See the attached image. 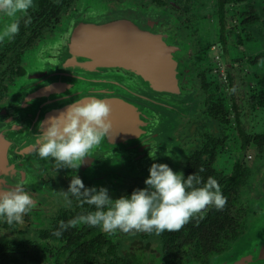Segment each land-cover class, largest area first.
<instances>
[{
    "label": "flooded vegetation",
    "instance_id": "af4514ba",
    "mask_svg": "<svg viewBox=\"0 0 264 264\" xmlns=\"http://www.w3.org/2000/svg\"><path fill=\"white\" fill-rule=\"evenodd\" d=\"M84 1L33 0L27 16L0 17L3 27L19 22V32L0 41V108L26 76L24 59L54 39ZM93 1L107 11L154 7L171 17L183 43L178 70L186 99L175 119V146L163 158L168 166L176 163L174 172L185 178L203 168L199 174L219 182L226 204L219 210L206 207L179 230L159 235L135 230L109 234L84 224L61 230V221L67 224L94 210L74 198L71 205L65 203L61 191L68 190L73 175L86 188H106L114 200L146 187L148 176L128 170L139 155L142 165L150 162L144 143L149 123L145 126L142 118V140L134 141L126 133L129 115L116 118L112 130H120L94 147L91 160L101 173L98 180L80 167L56 169L53 161L37 156L35 147L29 155L17 154L34 145L30 135V142L16 143L10 161L35 175L32 186H23L37 206L21 224L0 219V264H264V0ZM202 21L208 31L199 27ZM237 69L243 72L242 91L247 89L238 99L232 77ZM56 231L62 234L56 236ZM248 235L255 237L245 243Z\"/></svg>",
    "mask_w": 264,
    "mask_h": 264
},
{
    "label": "water",
    "instance_id": "95a60500",
    "mask_svg": "<svg viewBox=\"0 0 264 264\" xmlns=\"http://www.w3.org/2000/svg\"><path fill=\"white\" fill-rule=\"evenodd\" d=\"M102 9L94 2L80 3L57 36L24 59L28 72L17 88L14 87L11 101L0 108V188L16 183L25 185L26 180L32 179L29 171L18 170L10 161L16 143L27 142L32 135L35 144L41 122L89 96L110 104L112 126L116 118L129 115L128 139L142 140V118L145 126L148 121L145 146L150 148L149 152L151 148L159 149L153 163L171 156L169 151L175 146V118L186 99L179 88L178 70L183 43L173 28V21L158 9L134 7L127 12ZM27 61L34 63L29 66ZM119 130L120 127L111 129L106 138L109 140L112 132ZM24 133L26 137L22 138ZM33 148L28 145L17 154L29 155ZM89 155L80 168L92 180H98L101 173L95 171L91 160L94 149ZM139 160H134L128 172L149 176L152 164L145 167ZM38 162L40 165L41 161Z\"/></svg>",
    "mask_w": 264,
    "mask_h": 264
},
{
    "label": "clouds",
    "instance_id": "9594fccd",
    "mask_svg": "<svg viewBox=\"0 0 264 264\" xmlns=\"http://www.w3.org/2000/svg\"><path fill=\"white\" fill-rule=\"evenodd\" d=\"M33 0H0V17L13 18L17 14L27 16ZM30 23V18L25 24ZM19 32V22L7 23L0 29V41L10 39ZM110 104L95 97H86L70 104L58 116L50 117L39 125L33 147L40 159L51 160L56 169L77 170L95 146L106 139L112 129L109 119ZM158 123V117L156 119ZM158 148H151L149 158L157 159ZM185 178L182 172H174L167 164L153 163L143 189L134 190L130 196L112 199L106 188H86L78 175H73L68 190L61 191L65 203L71 205L74 198L81 206L87 204L93 211L80 215L60 229L84 224L99 227L115 234L140 231L161 234L165 230H179L190 218L206 207L219 210L226 204L219 182L214 177L205 181L199 173ZM37 206L25 191L22 183L0 188V219L7 224H21L23 217ZM60 236L62 231L53 233Z\"/></svg>",
    "mask_w": 264,
    "mask_h": 264
},
{
    "label": "rangeland",
    "instance_id": "374dc122",
    "mask_svg": "<svg viewBox=\"0 0 264 264\" xmlns=\"http://www.w3.org/2000/svg\"><path fill=\"white\" fill-rule=\"evenodd\" d=\"M87 1H90V2H94L93 0H86V1H84V2H87ZM197 1H200V2H202V4H207V2H209L210 0H197ZM82 3V2H81ZM95 3V6H98L99 8H103L102 10L103 11H105V9L106 8H104L103 6H102V4H100V3H98V2H94ZM135 7V6H134ZM133 7V8H134ZM136 8V7H135ZM137 9H140V8H137ZM152 9H155V10H157V8H154V7H150L149 9H140V10H152ZM133 10V9H132ZM159 10V9H158ZM160 11H162V10H160ZM233 22V23H232ZM231 23L234 25V20L232 21ZM199 27L202 29V30H205V31H208L209 30V28H207L206 27V25L204 24V22L202 21L200 24H199ZM174 28V27H173ZM175 30V29H174ZM176 32V31H175ZM179 37V36H178ZM36 50V49H35ZM195 50H197V47H195ZM32 52H34V51H32ZM31 52V53H32ZM29 55V54H28ZM27 63L29 64V66L30 65H32V63H34V62H32V61H27ZM25 64L26 63H24V66H25ZM236 65H238V64H236ZM25 68V67H24ZM26 70V69H25ZM29 71L31 72L32 71V69H29ZM28 72V71H27ZM242 71H241V69H237V70H234V71H232V77H233V84L235 85V90H234V92H233V94H234V97L236 98V99H238V98H240V97H243L244 96V93L245 94H247V89H245L244 91H242V88H243V79L241 78L242 77ZM27 74V73H26ZM25 77V76H24ZM24 77L23 78H21L20 80H18L17 82H16V84H15V88H17V86H18V83L19 82H22L23 80L22 79H24ZM29 77H27V79H28ZM241 86H242V88H241ZM248 87V86H247ZM13 92H14V88L12 89V91H11V95H13ZM32 109V108H31ZM30 109V110H31ZM29 110V111H30ZM183 110L184 109H181V111H178L177 112V115L179 114V113H183ZM13 114H15V113H13ZM176 119V118H175ZM175 123H176V120H175ZM177 124V123H176ZM175 130H173V132H174ZM174 134V133H173ZM21 137L22 138H24V137H26V134L24 133V134H21ZM174 137V136H173ZM28 142H30L29 140H28ZM159 150V149H158ZM153 162L154 161H152V162H149V163H146L145 164V167H147V166H149V164L151 163V164H153ZM39 163V162H38ZM144 164V163H143ZM159 164H165V160H164V158H160V163ZM176 164V163H175ZM175 164H173L172 163V165L170 166L169 165V167L173 170V171H175ZM41 166H38V167H36L35 168V170L37 171V173L39 172V170H37L38 168H40ZM151 167V166H150ZM36 173V172H35ZM130 173V172H129ZM30 175H31V177H32V179H34L35 177V175H33L32 176V174H31V172H30ZM30 179V178H29ZM32 179L30 180V181H27L26 182V184L28 185V186H32L33 185V183H32ZM253 236H251V235H248L246 238H252ZM255 237V236H254ZM253 237V238H254ZM244 243V241H242V244Z\"/></svg>",
    "mask_w": 264,
    "mask_h": 264
}]
</instances>
